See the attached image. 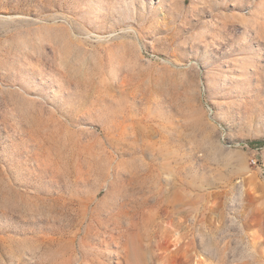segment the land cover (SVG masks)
<instances>
[{
	"label": "rangeland",
	"instance_id": "obj_1",
	"mask_svg": "<svg viewBox=\"0 0 264 264\" xmlns=\"http://www.w3.org/2000/svg\"><path fill=\"white\" fill-rule=\"evenodd\" d=\"M264 264V0H0V264Z\"/></svg>",
	"mask_w": 264,
	"mask_h": 264
},
{
	"label": "bare ground",
	"instance_id": "obj_2",
	"mask_svg": "<svg viewBox=\"0 0 264 264\" xmlns=\"http://www.w3.org/2000/svg\"><path fill=\"white\" fill-rule=\"evenodd\" d=\"M202 264V263H201Z\"/></svg>",
	"mask_w": 264,
	"mask_h": 264
}]
</instances>
